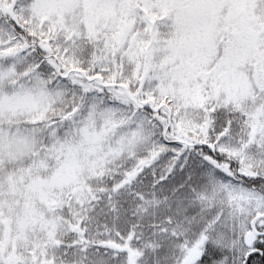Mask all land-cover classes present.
<instances>
[{
  "label": "snow or ice",
  "instance_id": "1",
  "mask_svg": "<svg viewBox=\"0 0 264 264\" xmlns=\"http://www.w3.org/2000/svg\"><path fill=\"white\" fill-rule=\"evenodd\" d=\"M0 264H264V0H0Z\"/></svg>",
  "mask_w": 264,
  "mask_h": 264
}]
</instances>
